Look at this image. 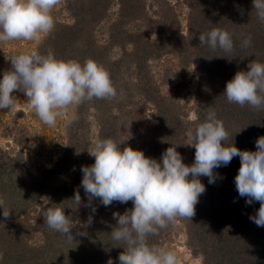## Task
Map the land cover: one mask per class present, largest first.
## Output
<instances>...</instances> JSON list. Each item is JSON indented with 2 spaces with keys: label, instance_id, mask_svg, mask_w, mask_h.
Returning <instances> with one entry per match:
<instances>
[{
  "label": "rangeland",
  "instance_id": "1",
  "mask_svg": "<svg viewBox=\"0 0 264 264\" xmlns=\"http://www.w3.org/2000/svg\"><path fill=\"white\" fill-rule=\"evenodd\" d=\"M188 1L105 0V10L101 12L103 17L91 25L89 36L96 43L107 41V30L113 20L117 21V28L126 29L124 47L119 40L121 34H116V41L104 50L106 61L121 59L119 72H110L117 90L116 98H94L79 106L70 105L57 117L55 126L44 124L20 91L13 93L15 103L11 109L0 110V152H5L0 161L8 166L6 155L16 156L17 166L13 173L18 171L20 175H42L47 180L42 193H37L39 196H36L33 206L18 214L33 224L27 242L41 243L46 237L44 231L50 232L54 238L53 244L67 250L66 257L59 259L60 264H107L109 259L113 264H119L118 257L124 250L112 245L114 241L111 240L110 232L116 225L113 213L123 214L126 209L133 207L132 202H113L105 207L99 200L93 199L89 204L88 197L80 187L81 167L94 163V158L87 151L93 146V141L97 138L120 141L130 136L125 144L157 160L161 159L170 144H180L176 150L183 161L189 165L194 162L195 148L185 143H190V129L200 123L195 109L202 102L205 108L204 90L199 88L198 72L190 61L191 55L184 58L179 56L186 48V42L171 37L174 27L183 32L186 30ZM223 2L221 0L215 4L214 9H224ZM67 3L68 0H60L52 10L54 22L74 23L75 18ZM225 15L218 14L221 20ZM142 33L143 39L135 47L130 39H136ZM160 41L163 47L156 45ZM40 42H0V78L11 68L7 58L36 49ZM144 42L148 46L145 47ZM152 141H157L155 143H159L160 148L157 145L152 147ZM44 168H53L54 171L45 172ZM228 168L229 165L221 166L214 169V173ZM77 191L82 203L76 209L73 197ZM43 206L64 209L71 219L70 223L77 225L72 229L73 239L69 240L48 226L45 230L34 226L42 216ZM90 215L92 224L81 227ZM187 226L182 218H178L175 224L160 230L159 235L149 237V243L173 251L176 264H202L201 254L194 253L189 243ZM192 230L194 237L202 240L205 232L200 228ZM75 240H78L77 246Z\"/></svg>",
  "mask_w": 264,
  "mask_h": 264
},
{
  "label": "clouds",
  "instance_id": "2",
  "mask_svg": "<svg viewBox=\"0 0 264 264\" xmlns=\"http://www.w3.org/2000/svg\"><path fill=\"white\" fill-rule=\"evenodd\" d=\"M59 3L60 0H0V42L41 41L54 28L51 12ZM253 9L264 22V0H253ZM199 42L212 51L219 48L231 53L234 50L231 34L221 28L200 34ZM251 43V36H247L241 47L248 48ZM213 57L216 56L207 58ZM7 59L11 68L0 78V110L11 109L15 103L13 93L20 91L35 115L44 124L55 126L57 117L70 105L79 106L94 98L117 97L110 73L92 58L81 63L57 58L52 50L41 54L32 49ZM261 93H264V63L255 59L246 71H237L223 91L228 103L254 109L264 108ZM189 134L190 143L185 144L195 148L194 162L190 165L176 150L180 144H170L157 160L125 144L130 136L120 141L97 138L87 150L94 163L81 167L80 187L89 204L97 199L105 207L113 202L131 201L133 205L123 214L113 213L116 225L110 232L112 245L124 249L118 257L119 264H176L175 253L150 244L149 237L159 235L160 230L175 224L178 218L192 221L199 197L206 191L200 177L206 176L210 184L215 183L214 169L227 166L237 156L240 167L234 179L236 191L247 204L259 202L260 207L250 220L264 227V136L257 138L255 151L238 149L233 141L228 143L229 133L211 109ZM73 198L77 209L82 203L79 191ZM3 205L0 200L3 216L8 218L10 211ZM41 215L50 229L73 239L72 229L77 225L70 223L64 209L46 206ZM92 222L90 215L81 227H88ZM107 264L113 261L109 259Z\"/></svg>",
  "mask_w": 264,
  "mask_h": 264
},
{
  "label": "trees",
  "instance_id": "3",
  "mask_svg": "<svg viewBox=\"0 0 264 264\" xmlns=\"http://www.w3.org/2000/svg\"><path fill=\"white\" fill-rule=\"evenodd\" d=\"M220 1H188L186 30L183 32L174 27L171 37L186 42L187 46L179 56L184 58L191 55L190 61L198 72L199 88L204 90L203 101L206 104L205 108L204 102L196 107L197 120L203 122L208 111L214 110L229 133L228 143L233 141L240 150L255 151L257 138L264 136V108L254 109L248 105L241 107L228 103L223 91L235 73L246 71L252 60L264 63V22L258 19L251 0H224V9H214V5ZM104 3L105 0H81L80 3L78 0H68L67 7L75 18L74 23L55 21L53 30L42 38L36 50L41 54L52 50L57 58L75 59L81 63L86 58H92L99 64H104L110 70L109 73H118L121 59L107 62L104 50L116 41V34H121L119 40L124 47L123 35L127 34L126 29L117 28V21L113 20L107 30V41L96 43L89 36L91 25L103 17L101 12L105 10ZM221 13L226 14L223 20L218 16ZM213 28L225 29L231 34L234 41L231 53H225L219 48L212 51L200 44L199 35L206 34ZM143 36L144 33L130 41L138 47ZM247 36H251L252 43L250 47L243 48L241 44ZM143 45L146 47L148 43L144 42ZM156 45L163 47L162 41L156 42ZM224 55L228 57H223ZM212 56L216 57L207 58ZM155 142L157 141H152V147H159L160 144ZM0 153L2 158L5 152ZM6 156L8 166L0 161V200L4 202V208L10 211V215L5 218L0 206V264H60L59 259L66 257L67 250L55 246L54 238L48 231H44L46 237L41 243L28 244L33 224L18 216L33 206L36 196H39L37 193H42L47 180L42 175H20L18 171L13 173L17 158L8 154ZM228 165V169L215 173V183L210 184L206 176L201 178L206 191L199 197L192 221L183 219L188 225L189 243L194 253L201 254L202 264H264V227L257 226L250 220L260 204L257 201L247 204L246 199L236 191L234 179L240 167L239 157H234ZM44 171L53 172L54 169L44 168ZM34 226L45 230L47 225L41 216ZM192 228H200L205 232L202 240L194 237ZM77 241L75 240L76 246Z\"/></svg>",
  "mask_w": 264,
  "mask_h": 264
}]
</instances>
